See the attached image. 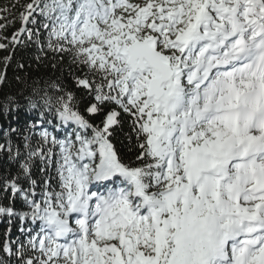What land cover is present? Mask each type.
<instances>
[{"label": "trees", "instance_id": "trees-1", "mask_svg": "<svg viewBox=\"0 0 264 264\" xmlns=\"http://www.w3.org/2000/svg\"><path fill=\"white\" fill-rule=\"evenodd\" d=\"M80 10L81 0H0V264H70L36 242L50 217L69 223V164L89 177L100 155L111 158L156 208L167 189L153 176L161 152L150 142L151 130L168 128L169 117L129 105L112 66L93 63L87 51L96 43L69 34ZM217 127L202 130L219 143L238 139ZM212 211L195 215L203 221ZM78 231L70 229L69 238Z\"/></svg>", "mask_w": 264, "mask_h": 264}, {"label": "rangeland", "instance_id": "rangeland-1", "mask_svg": "<svg viewBox=\"0 0 264 264\" xmlns=\"http://www.w3.org/2000/svg\"><path fill=\"white\" fill-rule=\"evenodd\" d=\"M213 1L217 2V0H211V2ZM228 1L224 0V4ZM260 1L264 4V0ZM88 4H91L89 0H87L85 8ZM217 6L223 9L222 6ZM94 15L96 13L92 12V16ZM105 16L106 14H104ZM115 34L126 35V32L123 28H119L115 31ZM249 80L251 79L249 78ZM224 84L227 85V83ZM163 110L167 111L166 106L165 108H160V111ZM113 117L114 115L111 116V119ZM180 124L183 125V120L180 121ZM219 125L232 127L224 122H220ZM242 129L245 130L246 128ZM232 130L236 133L235 128L232 127ZM151 133V147H158L161 150L163 145L161 129L157 127ZM246 139L247 137H245ZM175 143L177 144L178 155L176 157L168 156L163 161L159 174V177L163 179L167 186L166 192L161 197L162 203L159 205V211H154L153 215L150 216L149 204L138 192L136 195L131 194L134 199L126 200L124 205L118 207L107 218L103 217V215L96 217V214L101 209L93 210V218L88 226L87 234L82 235L79 233L78 238L76 237L67 244L53 243L55 230L53 227L48 228L45 224L44 230H46V233L37 239L39 245L44 239L47 240L48 248L53 247V255L55 257L75 253V260H71L74 264H96L97 258L106 254L110 257V260L107 263L104 262V264H206L211 256V249L222 238L220 226L231 225L232 221L234 222L232 217L237 215L238 208H236V205H234V208L226 206L224 204V195L221 194L222 192H218L213 184L196 187L199 175V157H201L200 150L190 151L191 147L186 145L188 142L182 144L176 139ZM181 145L185 146L184 150L180 149ZM165 147L169 148V145H165ZM211 149L207 152L210 153ZM235 150L236 148H231L227 153H232ZM108 161L110 162L111 160L108 159ZM69 165H67L69 167L68 184L74 190V196H72L70 203L72 210H76L80 200L86 202L85 197L93 194L102 183L106 182L105 171L104 168L98 167L93 173L90 182H88L83 172H79L76 168H71ZM200 166L204 167L205 163H201ZM136 196L142 199L140 205L135 202ZM197 198L198 203L201 198L204 199L207 204L205 208H202L201 204L195 203ZM194 203L197 204L196 210L214 207L213 212L216 214L220 215L227 211L230 214L200 221L197 215L191 212ZM109 206L112 207L113 204L110 203ZM125 215L128 217H125ZM165 216L170 218L167 221H162ZM147 217L151 218L153 233H155L153 240H151L148 232ZM71 221L73 225L80 222L76 217H73ZM102 221L106 224L105 227H101L100 223ZM168 231L172 233V236L169 240H166V236L169 234ZM66 232L65 236L67 235ZM101 239L107 240L111 244L98 247L97 242ZM142 249H148L149 254H143ZM256 261V264H259L257 256ZM232 263L237 264L235 258H230L226 264Z\"/></svg>", "mask_w": 264, "mask_h": 264}, {"label": "water", "instance_id": "water-1", "mask_svg": "<svg viewBox=\"0 0 264 264\" xmlns=\"http://www.w3.org/2000/svg\"><path fill=\"white\" fill-rule=\"evenodd\" d=\"M128 57L126 65L132 72L143 71L146 66L153 71L154 78L148 83L146 96L147 98H153L156 103L162 100L165 92L161 90V87L168 84L171 79L169 66L146 42L132 44L128 48Z\"/></svg>", "mask_w": 264, "mask_h": 264}, {"label": "bare ground", "instance_id": "bare-ground-1", "mask_svg": "<svg viewBox=\"0 0 264 264\" xmlns=\"http://www.w3.org/2000/svg\"><path fill=\"white\" fill-rule=\"evenodd\" d=\"M243 4L247 7V9H249V8H251V7L255 8V9H259V6H260V7H261V6H264L263 2H260V1H251V0H243ZM217 13H218L219 15H222V13H220V11H217ZM230 14H232V13L229 12V13H227V14H224L225 18H228V16H229ZM231 18H232V17H231ZM257 142H258V143H257ZM262 144H263V142L260 143L259 141H256V143H255L256 146H257V145H262ZM218 168H219V167L216 166V163L212 164L211 169H208V170L202 171V172L198 175V177H197L198 181H200V179H203L205 176H207V174L216 175V177L218 178V177H219V175H218V173H219ZM107 169H108V168H106V169L104 170L105 173H106ZM245 182L247 183L248 181H245ZM105 208H107V207H105ZM105 211H106V209H104L103 211H101V213L104 214ZM241 212H243V211H239V214H240ZM237 220H238V218H237ZM238 223H239V222H238ZM101 227H104V224H102ZM58 228H59V227H57V228L55 229V231H56ZM210 253H211V256H212V257H217V256L219 255V253H220V249H219V247H213V248L211 249V252H210ZM261 258L264 259V254H262Z\"/></svg>", "mask_w": 264, "mask_h": 264}]
</instances>
